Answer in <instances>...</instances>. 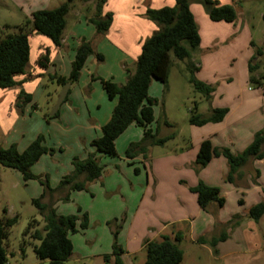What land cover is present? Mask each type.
I'll return each mask as SVG.
<instances>
[{
  "label": "rangeland",
  "instance_id": "1",
  "mask_svg": "<svg viewBox=\"0 0 264 264\" xmlns=\"http://www.w3.org/2000/svg\"><path fill=\"white\" fill-rule=\"evenodd\" d=\"M66 1L0 0V39L4 37L7 26L11 28L9 31L21 27L31 19L33 12L55 9ZM189 1L200 31V49L192 58L183 61L171 53L167 84L154 81L149 90L150 97L156 100L152 128L159 138L172 139L162 146H149L146 158L138 156L132 163L126 158V151L143 137L142 129L132 125L117 139L115 157L97 154L104 173L101 179L88 184L87 191L65 189L47 194L43 199L44 203L54 207L58 216H79L78 230L82 217L88 215V228L70 236L74 251L66 264H107L105 257L112 255L115 241L120 247L123 264H144L146 251L134 256L127 255L126 251L134 248V239L142 243L154 239L159 231L165 234L182 232L181 264H264V216L255 221L248 214L253 203L259 198L261 202L264 199V160L249 162L244 168L241 184L233 185L226 181L232 192L222 195L225 199L223 208L215 205L214 211L203 212L199 217L197 204L194 202L191 207L181 198L182 190L187 189L186 182L200 173L195 164L189 163L193 147L213 135V141L221 149L229 148L234 154H239L264 129L263 90L251 82V77L264 76V0H215L234 7L237 14L234 23L213 22L201 0ZM84 4L75 2L67 15L65 52H76L81 40L85 39L91 41L96 50L100 47L107 53V62L104 58L100 63L95 56L88 59L79 81L70 85L67 101L61 105L58 118H52L51 114L64 91V87L52 79L60 73L59 68L44 69L40 77L33 78L32 81L39 79V86L37 84L33 90L35 100L22 105L16 103L21 117V108L28 105L31 113L26 115L24 122L13 125L16 135L24 131L25 138L16 136L18 140L12 146L17 148L25 141H34L36 135L44 137V145L54 152L44 155L30 171L40 180L48 181L52 189L71 174L75 158L83 160L96 153L92 141L88 142L89 128L93 125L98 127V124L104 126L111 119L118 99L108 98L100 79L114 76L116 80L109 79L115 82L120 74L123 78L126 75L127 79L124 67L129 66L121 64L119 74L115 68L117 63L108 54L113 52L110 43L102 46L100 38L94 36L95 27L84 22V18L93 15L94 3ZM118 4L119 0H114L112 6L117 7ZM141 6L137 3L136 10ZM30 42L33 64L28 69L29 73L36 64L33 60L37 47L50 40L34 34ZM251 65L257 66L253 73L249 70ZM192 77L214 88L209 101L195 91L190 83ZM73 101L87 104L90 114L81 118V108L76 106L73 111H63L61 115V108L71 106ZM243 102L245 104L242 105ZM219 106V109H229L231 116L235 114L228 125H191L193 115L209 116L213 108ZM247 115L250 117L245 118ZM10 131L6 133L0 122V148L10 141L6 140L12 134ZM98 132L100 135V128ZM215 181L219 188L224 185L219 180ZM43 192L44 186L39 180L25 181L21 173L0 165V217L17 218L6 241L7 264H48L34 253V247L40 242L25 236L32 219L39 222L38 230L44 228L43 216L32 203L41 198ZM67 196L70 200L64 201ZM240 220L242 224L239 225L237 221ZM209 221L213 225H209ZM193 225H196V231L197 226L212 228L207 235V239L213 237L208 246L200 245L198 238H193ZM222 235L227 238L217 243L215 251L211 242ZM114 262L111 258L110 264Z\"/></svg>",
  "mask_w": 264,
  "mask_h": 264
},
{
  "label": "trees",
  "instance_id": "2",
  "mask_svg": "<svg viewBox=\"0 0 264 264\" xmlns=\"http://www.w3.org/2000/svg\"><path fill=\"white\" fill-rule=\"evenodd\" d=\"M77 1L94 3V13L87 21L95 27L96 37H103L109 32L114 16L112 13L104 14L103 12L109 0H67L58 8L33 12L31 19L26 21L23 26L16 27L11 31H9L11 28L7 26L4 30V37L0 39L1 90L14 89L22 85V82H18L16 79L28 72L31 56L30 37L32 35L44 36L51 40L55 48H62L67 27L66 18ZM201 1L213 22L234 23L237 20L236 11L231 5H221L215 0ZM145 17L154 23L158 30L143 43L141 54L135 62L134 68L125 67L126 83L119 85L112 80L100 79L108 98L110 100L118 99V102L113 109L110 121L102 127V136L91 143L96 151L95 154H89L84 160L75 158L72 162L73 171L71 174L65 176L56 189H52L48 181L40 180L30 171L44 155L54 152L44 145L43 136H38L23 153H19L16 146H11L8 149L0 148V165L2 167L21 173L25 181L39 180L44 186L41 198L32 201L43 216L44 228L38 230L39 222L32 219L25 231V236L40 242L38 246L34 247V253L38 259L48 261V264H66L72 258L74 246L70 236L79 233L80 230H86L89 226V219L85 214L80 223V230H78L77 222L80 217L77 215L58 216L52 205L43 202L47 194H54L65 189L77 192L87 191L88 184L96 182L103 175L104 169L98 161L97 154L115 157L117 155V139L132 125H137L143 130V138L139 143L129 146L126 151L128 160H134L138 156L146 158L149 146H162L172 139L159 138L152 128L155 123L156 100L150 97L149 90L153 81L167 84L170 54L173 53L175 58L180 61L192 58L193 54L200 49L201 37L189 0H175L173 7L148 8ZM49 56V50H46L45 54L38 59V63L43 69L49 67ZM92 56H95L100 63L104 62L103 55L96 51L93 43L82 39L76 50L69 77L54 75L52 79L62 87L66 84L71 86L76 84L88 59ZM256 67V65H251L250 73L255 72ZM251 82L262 88L264 94V76L251 77ZM190 83L195 91L203 95L206 101L212 98L215 91L212 86L195 77L191 78ZM32 99L31 95L21 91L17 97V105L30 103ZM228 114L229 109H213L209 116L193 115L190 123L195 127H203L210 123L219 124ZM58 117L59 112L52 118ZM263 147L264 129L259 131L251 145L239 154H234L229 148H216L210 139H206L200 145L195 166L201 170L213 159L224 157L229 167L226 181L234 183L235 178L240 175L241 169L251 160H264ZM138 172L139 170L136 169V173ZM190 191L197 195L198 205L204 212H207L211 205H217L220 208L225 206V199L217 187L199 182ZM69 200V196L64 199V201ZM248 214L253 220L259 221L264 216V199L261 203L253 206ZM16 223L17 218L0 217V264L8 263L6 241L10 230ZM226 238V235H222L219 239L213 240L211 245L215 248L219 241H224ZM182 241V233H177L173 237L163 235L158 241H145L144 249L147 260L144 264H181L183 262V252L180 248ZM121 255L120 247L115 241L112 255L106 256L105 262L110 264L111 258H114V264H123Z\"/></svg>",
  "mask_w": 264,
  "mask_h": 264
},
{
  "label": "crops",
  "instance_id": "3",
  "mask_svg": "<svg viewBox=\"0 0 264 264\" xmlns=\"http://www.w3.org/2000/svg\"><path fill=\"white\" fill-rule=\"evenodd\" d=\"M113 1L114 0H109L108 3L106 4V6L104 7V10H103L104 14H107V13L113 14L114 20H113L112 27L106 35H104L103 37H99L100 38L99 42L104 47H105V45H107V43H110V48L113 50V52H108V54H110V58L112 57L111 60L115 61L117 63L116 64L117 66H115V68H117V70L120 74V71H119L120 65L121 64H122V66L127 65L129 67L134 66L135 62L137 61L138 57L141 54V49H142L143 43L145 42V40L147 38L151 37L158 30L157 26L145 17L147 9L148 8L161 9L163 7H166V6L173 7L175 5V0H152V1H150V0H146V1L134 0L133 2L131 0H119L120 4H118L117 7H116V5H115V7L112 6ZM137 3L141 4L142 8H139L138 10H136ZM221 4L222 5H228V3H226V2L221 3ZM93 12H94V8H93ZM89 17H91V16H89ZM89 17L84 18V22L86 24H89L87 21ZM79 23H80V21H79ZM199 33H200V31H199ZM94 36H96V34ZM66 44H67V37L64 33V41H63V46H62V47H64L63 49L62 48H60V49L55 48V46L53 45L51 40H50V42L45 43L44 46L40 45L39 47H37V50L34 53V60L33 61L36 64L33 67L34 68L33 71H31L30 73L27 72L26 75L19 76L16 79L18 82H22V85L20 87L14 88V89H7V90H1L0 89V122H1V125L5 127L6 133L9 132V130L12 131V134L10 133V135H8V137L6 138V140L8 139L10 141H7V144L5 146H3L1 149L10 148L12 146V144H14L18 140L16 136L20 135L21 138L22 137L25 138L24 131L20 132V133L17 132L18 135H16V131L14 132V130H13V128H14L13 125L18 123L19 121L24 122L26 115L27 114L30 115L31 111H29L30 110L29 105L27 107H25L24 109L21 108V111L23 112V115L21 117L19 115V112L16 109L17 97L21 91H24L26 94L33 96L32 98H33V100H35V95L33 94V90L37 86L39 79H37L38 81H32V80H34L33 78H35V77H38V76L40 77L42 75V73L45 71L40 66V64L38 63V59L40 58V56L45 54L46 50H49L50 64H49L48 69L50 70L52 67L59 68L60 73L59 74L57 73L56 75H59L61 77H65V78L69 77L70 72H71L72 63L75 59L76 52H65ZM30 45H31V42H30ZM96 51L99 54L103 55V57L105 58V61L107 60V53L101 51L100 47H98ZM119 51H123V52H119ZM31 55H32V45H31ZM32 64L33 63L31 61V56H30V66L29 67H32ZM109 75L113 76L114 74L110 73ZM109 78L115 79L114 76L113 77L110 76V77H107L106 79L104 78V80H111ZM118 78L119 79H117V81H115V83L117 82V84H119V85H124L126 83L125 80L127 81L126 75L123 78L122 75L120 74ZM38 86H39V84H38ZM71 97H72V95H71ZM71 97H70V99H71ZM243 104H245V103L243 102L242 105ZM86 105L87 104H85L84 102L77 104L76 102L73 101V104L71 106H69V107L65 106L64 108H61V112H62L61 115L63 114V111L64 112H70L71 110L73 111V109L76 106H79L81 108L80 109V116H81V118H84L87 116V114H90L89 109L87 108ZM219 108H221V106H219L217 108H213V109H219ZM230 112L231 111L229 110V114L227 115V117L224 119V121L222 123H219V124L225 125L227 123V125H228L230 123L231 119L235 115V114H233V116H231L232 113H230ZM233 113H234V111H233ZM250 115H247L245 118L250 117ZM241 120L242 119H240V121ZM236 123H237V121L234 122V124H236ZM98 125H99L98 127L96 125H93L92 128H89L90 135H89V137H87L89 140L88 142H91V141L95 140L96 138L98 139L102 136L103 124L102 125L98 124ZM99 128L101 131L100 135L98 132ZM13 133H14V136H13ZM36 136L34 138V141L38 137V136L37 137ZM209 139L211 140L214 147L221 149L219 144L215 143V141H213V135ZM34 141H30V142L25 141V143L22 141L24 144L22 146L18 145L17 150L19 151V153H23ZM200 145L193 147L194 148L193 152L191 153V157L189 158V160H190L189 163H191L192 165L195 164V160H196L197 154L199 152ZM134 160H131V161L129 160V161L134 163ZM245 167H247V165ZM244 168L241 169L240 175L237 176V180L234 181L233 185H235L237 182H238V184H241L243 177H244L243 176ZM13 171H15V170H13ZM207 171H209V172H207ZM228 171H229V167H228V162L226 161V159H224L223 157L213 159L205 168L200 170V173H199V175H196V178L191 177V180L189 182H186L187 189L182 190V197L181 198L188 201L189 206L193 207L192 204H194V202H195V204H197L196 207H199L198 202H197V195L192 193L190 191V189L196 187L199 184V182H203L206 185L211 186V187L219 188L218 185L216 184L215 180H219L221 182V184H224V185H220V186H222V187H220L221 189L219 188L220 192H221V196L225 195L226 193L227 194L231 193L232 188H230L226 184V177H227ZM103 173H104V171H103ZM229 185H231V184H229ZM256 189H258V188H255V190ZM184 191H186V192H184ZM261 200L262 199L259 198V200L257 202L253 203L252 207L261 203ZM185 206L187 207V205H185ZM215 207H216L215 205H211L209 207L208 211H214ZM199 210H200V212H198V214L200 217L201 213H203L204 211H202L200 209V207H199ZM248 210L249 209H247V211ZM182 220H184V219H182ZM237 223L240 225V224H242V221L241 220H240V222L237 221ZM211 224L213 225V223L211 221H209V225H211ZM211 231H212V228L210 226L209 227L206 226L205 228L204 227L201 228V226H197V231H196V225H193V227L191 228V233L193 234L192 235L193 238H195V239L198 238L196 240L198 241V243L200 245H203V246H208V241L210 242V240L213 239V237L211 239H207V235H209L211 233ZM178 233H182V232L178 231ZM174 234H175L174 232H172L171 234H165L164 232L159 231L157 233V235L154 237V239H147V240L158 241L161 239V237L163 235H167V236L172 237ZM144 242L141 243L140 240L134 239V241H133L134 248L126 251V254L130 255V256H134V255L139 254L140 252L145 251ZM216 248H218L217 245L214 248L215 251H217Z\"/></svg>",
  "mask_w": 264,
  "mask_h": 264
},
{
  "label": "water",
  "instance_id": "4",
  "mask_svg": "<svg viewBox=\"0 0 264 264\" xmlns=\"http://www.w3.org/2000/svg\"><path fill=\"white\" fill-rule=\"evenodd\" d=\"M69 90H70V84H66L64 86L63 93L59 96L58 102H57L51 116H55L59 112L61 105L65 102V100L68 96Z\"/></svg>",
  "mask_w": 264,
  "mask_h": 264
}]
</instances>
